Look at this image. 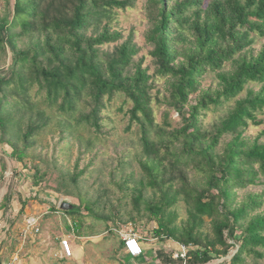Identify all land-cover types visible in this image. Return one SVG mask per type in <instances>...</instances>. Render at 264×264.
<instances>
[{
	"label": "trees",
	"instance_id": "trees-1",
	"mask_svg": "<svg viewBox=\"0 0 264 264\" xmlns=\"http://www.w3.org/2000/svg\"><path fill=\"white\" fill-rule=\"evenodd\" d=\"M135 1L14 0L12 18L0 17V50L11 52V64L0 74V143L11 147L14 161L24 162L37 133L48 127L49 119L29 98L33 84L45 92L49 104L64 118L59 122L69 129L76 117L98 131L105 99L124 93L132 102L129 116L142 145L143 176L133 190L135 202H141L147 188L155 195L158 192L159 200L145 204L157 223L153 233L187 247L185 256L177 258L181 264H206L229 254L237 242L239 221L248 208L255 207L251 201L247 207L231 209L232 188L255 183L264 175V143L245 135L249 125L264 123L259 118L264 113V49L250 57L244 51L256 36L264 37V0H211L207 4L204 0H146L152 23L147 40L155 74L170 79L164 101L181 117V126L171 130H154L151 76L140 66L130 71L138 52L135 45L127 41L112 51L101 50L121 35L106 26L100 29L98 22L114 9L134 6ZM89 27L94 28L91 34H87ZM24 39L29 46L19 49ZM177 44L190 45L179 64L175 63ZM226 62H230L228 70L223 68ZM207 70L215 73L218 87L189 105V96L198 90ZM231 100L234 103L218 122L205 129L202 113ZM82 103L88 104L87 112H81ZM225 136L229 139L218 150ZM34 167L36 175L39 170ZM192 172L199 177L191 179ZM177 197L187 205L181 227L167 211V202L175 203ZM3 199L0 207L6 206L10 196ZM84 206L99 216L95 202ZM68 213L77 216L73 226L79 232L83 217ZM207 218L213 237L200 231ZM226 232L235 243L227 242ZM238 241L230 264H245L243 255L251 253L263 257L256 246L264 248V216L250 220ZM158 258L166 264L174 262L172 256Z\"/></svg>",
	"mask_w": 264,
	"mask_h": 264
},
{
	"label": "rangeland",
	"instance_id": "rangeland-1",
	"mask_svg": "<svg viewBox=\"0 0 264 264\" xmlns=\"http://www.w3.org/2000/svg\"><path fill=\"white\" fill-rule=\"evenodd\" d=\"M204 1L207 4L211 0ZM13 6L14 0H0V17L11 19ZM151 24L146 0H136L134 6L126 9H114L108 17L98 22V27L101 29L106 26L111 31L119 32L121 37L103 44L101 50L112 51L127 41L135 45L138 52L133 57L130 71H135L136 67L140 66L151 76L149 83L152 86L150 93L155 120L154 130L158 127L171 130L181 126V117L164 101L170 79L155 74L154 58L150 54L152 46L147 40ZM93 30V27H89L87 34L93 33ZM28 46V39L18 44L19 49ZM189 46H175L178 53L176 64L184 60L183 52L186 48L189 50ZM262 49L264 37L256 36L244 51L250 57L256 56ZM10 64L11 52L7 50L5 54L0 50V74ZM223 68L228 70L230 62H226ZM201 76L198 90L189 96V105H194L205 92L213 93L218 87L213 71L207 70ZM244 94L243 92L241 96ZM28 95L50 122L48 127L37 133L34 138L35 145L27 150L28 155L24 162L14 161L11 158V147L0 143V205L4 202L3 197L6 194L10 196L6 206L0 207V254L1 258H4L2 260L8 263L13 261L15 256L16 264H131L123 259L125 253L121 233L132 228L139 240L147 244L145 250L150 253L143 256L155 259L156 256L153 257L152 254L156 252L162 260L172 256L174 262L171 264H181L177 259L183 254L181 244L170 238L155 235L153 229L157 223L145 208L147 200L160 199L159 193L155 195L153 190L147 188L141 202L138 205L135 202L133 190L143 176L139 165L142 145L136 124L130 120L129 109L132 102L127 96L116 92L109 100L105 99V108L100 113V129L97 131L89 124L78 122L76 117L71 120L74 125L72 129L60 123L59 120L64 118L59 116L56 106L49 104L45 92H40L36 84L29 88ZM233 103L234 100H231L218 107L210 106L200 117L202 126L211 129L212 124L218 122ZM88 110V104L82 103L81 112ZM259 118L264 119V113L259 115ZM245 135L264 143V123L258 126L249 125ZM228 139V136L222 138L217 146L218 150H221ZM19 146L22 147L21 140ZM34 165L39 170L36 175ZM191 177L196 179L199 174L192 172ZM124 178H128L126 183ZM177 186L179 183L174 189ZM169 199L173 200L172 197ZM230 200L231 209L247 207L251 201L256 203L253 205L255 207L248 208L247 215L239 221L235 233L236 243L235 239H229L227 232L225 233L227 242L235 243L229 254L214 257L206 264H230V258L240 245L239 235L247 223L257 215L264 216V175H260L255 183L233 187ZM64 201L76 206V210L69 212L83 217L79 232L73 230L77 216L59 208L60 203ZM87 201L96 203L99 216H94L86 209L84 205ZM167 204V211L174 217V224L181 227L187 218L185 201L177 197L175 203L168 201ZM30 215L37 217L35 229L22 239L19 233L22 220ZM200 229L203 236L213 237L211 219H205ZM61 239L69 241L70 256L62 253ZM157 246L159 249L154 251ZM256 248L263 257L256 258L252 253L243 255L245 264H264V248ZM155 264L166 263L159 261Z\"/></svg>",
	"mask_w": 264,
	"mask_h": 264
},
{
	"label": "built area",
	"instance_id": "built-area-1",
	"mask_svg": "<svg viewBox=\"0 0 264 264\" xmlns=\"http://www.w3.org/2000/svg\"><path fill=\"white\" fill-rule=\"evenodd\" d=\"M37 222L36 216H25L22 220V226L19 230L20 237L22 239H25L32 231L35 229V225ZM122 243L123 248L126 254H128L131 257H138L141 256L143 253V248L140 243L139 237L135 233V230L132 228L128 229L127 232H122ZM60 246L62 249V252L65 253L67 256L71 255L70 251V244L67 239H61L60 240ZM182 247V257L185 256V250L187 251V247L184 245H181ZM16 257H14V260L11 262H8V264H14L16 262Z\"/></svg>",
	"mask_w": 264,
	"mask_h": 264
},
{
	"label": "crops",
	"instance_id": "crops-1",
	"mask_svg": "<svg viewBox=\"0 0 264 264\" xmlns=\"http://www.w3.org/2000/svg\"><path fill=\"white\" fill-rule=\"evenodd\" d=\"M73 230H74V228H73ZM138 236V235H137ZM70 237V236H69ZM139 237V236H138ZM140 243H141V245H142V248H143V253L141 254V256H138V257H131V256H129L128 254H126L125 253V251H124V248H123V253H125V255H124V257H123V259H125L127 262H130L131 264H155V263H159V258L158 257H160L159 256V254H156V252L154 253V251H156V249L158 250L159 249V246H157L156 248H155V250L154 251H152V253H154V254H152L153 255V257H155L156 256V258L155 259H151L150 257H146V256H143V255H145L146 253H150V252H148V251H146L145 250V247H147V244L146 243H142L141 241H140ZM61 247V246H60ZM122 247H123V243H122ZM144 250H145V252H144ZM61 251H62V249H61ZM63 253V252H62ZM1 255L2 254H0V264H3V263H6V261H4V260H2V259H4V258H1ZM15 257V256H14ZM12 261V260H11ZM11 261H8V262H11ZM125 261V262H126ZM14 264H16V263H14Z\"/></svg>",
	"mask_w": 264,
	"mask_h": 264
},
{
	"label": "water",
	"instance_id": "water-1",
	"mask_svg": "<svg viewBox=\"0 0 264 264\" xmlns=\"http://www.w3.org/2000/svg\"><path fill=\"white\" fill-rule=\"evenodd\" d=\"M74 207V208H73ZM59 208L61 209V210H63V211H74V210H76L75 208H76V206H72L70 203H68V202H66V201H64V202H61L60 203V205H59ZM73 208V209H72ZM3 264H8L7 262L6 263H3Z\"/></svg>",
	"mask_w": 264,
	"mask_h": 264
}]
</instances>
